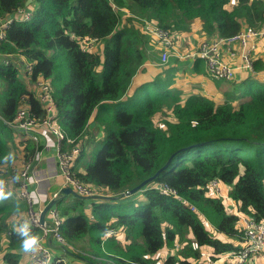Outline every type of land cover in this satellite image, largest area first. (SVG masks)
<instances>
[{"label": "trees", "instance_id": "trees-1", "mask_svg": "<svg viewBox=\"0 0 264 264\" xmlns=\"http://www.w3.org/2000/svg\"><path fill=\"white\" fill-rule=\"evenodd\" d=\"M231 1L0 0L1 20L22 8L32 12L29 20H14L0 40V178L13 193L0 202V261L22 264L13 206L19 202L25 213L27 204L14 178L40 148L10 123L21 108L37 119L46 117L39 80L51 85L54 123L81 148L76 177L95 194L56 206L68 245H84L79 252L58 249L85 264H96L86 254L107 264H194L203 258V248L215 259L243 246L239 217L208 188L214 180L224 192L232 188L229 196L238 212L264 220V83L225 82L242 86L236 94L222 89L224 81L213 80L225 97L221 103L186 94L177 76L206 75L200 57L193 62L172 57L155 77L137 80L146 65L160 63L144 32L146 21L176 35L197 28L205 39L230 37L264 22V0H235L229 8ZM86 38L93 43L84 50ZM262 62L256 61L257 70H264ZM91 122L102 132V147L85 164ZM71 147L64 143L65 149ZM8 152L15 153L14 162L3 161ZM175 152L153 182L125 195ZM34 231L40 236L39 229ZM109 231L117 235L107 236ZM177 244L181 249L161 260L159 252Z\"/></svg>", "mask_w": 264, "mask_h": 264}, {"label": "built area", "instance_id": "built-area-1", "mask_svg": "<svg viewBox=\"0 0 264 264\" xmlns=\"http://www.w3.org/2000/svg\"><path fill=\"white\" fill-rule=\"evenodd\" d=\"M32 12L22 8L18 13L6 20L0 19V40L5 38L6 29L14 20H29ZM144 32L151 36L153 43L159 50L160 64L165 66L169 58L179 60H195L200 57L205 61L207 77L211 80L231 82L239 80L242 76H254L256 55L259 49L264 46V22L258 26H246L241 31L230 37H216L203 40L197 46L188 50L183 49L184 39L182 35H176L170 31L160 28L153 22L146 21L143 25ZM92 41L88 38L83 40L84 50L92 46ZM190 45H192L190 43ZM26 71L32 72V65H26ZM240 81V80H239ZM40 94L39 98L45 106L47 113L44 119H37L28 113L27 108H21L13 122L12 127L21 133L29 136L39 146L36 157L19 169V190L20 196L27 204L25 215L32 220L33 230L39 229V248L30 253L28 264H64L65 261L60 256H55L50 242H55L63 248L69 246L62 234L63 218L58 207H52L46 216L45 222L40 220L42 209H37L36 197L30 178V171L35 162L41 160L43 153L51 149L53 143L56 148L55 163L58 176L61 178L63 187H71L77 194L83 197L94 196V190L82 183L73 169L74 163L81 153V148L75 143V139L66 136L64 130L54 123L52 115L54 112V99L52 88L48 81L39 80L36 84ZM55 140L52 142L51 137ZM64 143L72 145L70 149L64 148ZM228 188L224 192L221 184L214 180L208 188L209 195L223 200L227 204V210L239 217V225L243 232V246L234 252H228L215 259L212 252L207 256L196 261L194 264H247L256 258L264 261V220L257 221L253 217L243 216L238 212L236 204L230 198ZM170 192H172L170 190ZM192 209H195L194 207ZM92 218V216H91ZM117 235V231H109L107 236ZM180 248L176 245L172 251L166 252L167 255L175 254ZM169 249V248H167ZM171 250V249H169ZM0 264H6L0 261ZM163 264V263H162Z\"/></svg>", "mask_w": 264, "mask_h": 264}, {"label": "crops", "instance_id": "crops-1", "mask_svg": "<svg viewBox=\"0 0 264 264\" xmlns=\"http://www.w3.org/2000/svg\"><path fill=\"white\" fill-rule=\"evenodd\" d=\"M190 43L192 45H195L194 41H191ZM256 59L257 60L261 59L263 61L262 63L264 64V46L259 49V52L256 55ZM193 61H191V62H193ZM147 66H151V65L149 64V65H146L145 67H147ZM143 69H145V68H143ZM151 70H155V68H152V69L151 68H147V70H145V72L143 73L144 77H141L140 79H138V83H139V81H143V80L149 79V77H150V75L152 73H154V74L156 73V72H152ZM255 70L257 72L256 75H254V76H242L241 78H239L240 81L236 79L233 82H237L238 84H240V83L244 84V82L246 80H253V81H258L260 83H264V70H257L256 68H255ZM205 71H206V68H205ZM200 77H201V79L202 78H208L207 77V73H206V75H204V76L201 75ZM200 77H197V78H200ZM211 81H213V80H211ZM181 84L182 83L180 82L179 85H181ZM182 87L186 91L190 89V87H184V86H182ZM211 87H213V90H214V88L216 86L214 85V86H211ZM50 140L52 142H54L55 138L52 136L50 138ZM55 153H56V148H55V145L52 143L51 144V149L49 151H45L43 153V156L41 157V160L38 161V162H35L33 164L32 168H31V171H30V178L32 180V186H30V187L34 190V195L36 197V205H35V207L37 209L44 208L48 204V202H50V200L54 196H56V194L62 188H64L62 186L61 178L57 174L58 171H57V167H56V163H55ZM88 161H90V159L87 156V159L85 160L84 163L86 164ZM21 168L22 167H20L19 169H21ZM74 198H76V197L71 196L69 198H66L65 200H67V203H69V205H71L72 203L75 202V200L73 202ZM88 208L89 209L91 208V204L88 205ZM50 245L52 247L54 255L55 256H60L62 259H64V261H65L64 264H85V262L82 259H80V258H78V257H76V256H74L72 254H67L66 250H64V249L60 250L63 247L58 246L55 242H53V241L50 242ZM58 247L60 249H58ZM208 252L210 254L211 250H207V249L204 250V254L208 253ZM22 253H23L22 264H28L29 263V255H30V253H24V252H22ZM258 260L263 261L262 258H256L253 261H258Z\"/></svg>", "mask_w": 264, "mask_h": 264}, {"label": "rangeland", "instance_id": "rangeland-1", "mask_svg": "<svg viewBox=\"0 0 264 264\" xmlns=\"http://www.w3.org/2000/svg\"><path fill=\"white\" fill-rule=\"evenodd\" d=\"M234 3H235V0H232L231 3H230V5L228 7L229 8H232L234 6ZM180 35H182L183 36V39H184V43H183V49L184 50H188V49H190L193 46H197L199 43H201L203 41V39L204 40H208V39H205V37H203L199 33V31L197 30V28H194V31H192V33H189V34H180ZM191 41H194V44L195 45H190V42ZM158 50H159L158 48H156V50H154L156 52L157 56H159V51ZM160 61H161V59H160ZM169 61H170V58H169ZM153 62L154 63H151L150 64L151 66L145 67L146 70H147V68H151V69L152 68H155V70H151V71L152 72H156V73L155 74L152 73L150 75L149 79L155 77L156 74H157V72L159 70H165V67L168 65L167 64L166 66H162L160 63H156V61H153ZM20 72L22 74L24 73V65L23 64H21V66H20ZM141 77H144V74H142L141 76H139L137 78V80L140 79ZM177 80L179 81V83L180 82L182 83L181 84L182 86H184V87H190V89L186 91L181 85H179L180 88H182L183 90H185L186 94H198V95H201V96H208V97L212 98L214 101H216L217 103H221L222 100L223 101L225 100L224 99L225 97H223V95L220 93V91H218V89L216 87L215 88L217 90L215 88L213 90V87H211V86L216 85L217 82L211 81L209 78H202L201 79V77L200 78H197L196 76H193L190 73H188V74L179 73L178 76H177ZM219 84L222 86V89H224L225 91H228L229 90L228 92H230V90H231V91L236 92V94H241V88H242L241 85L232 86V85H228L225 82H219ZM258 84L261 85L259 82H258ZM256 87L257 86H255L254 89ZM250 93H251V91H248L247 92V95L244 97V100H249ZM240 102H241V99L235 101L233 103V105L235 107H238L239 104H240ZM101 133L102 132L100 131V129H98V127L96 126V124H94L93 122H91L90 125H89V127H88V129H87V135H86V139L88 140L86 142V144H88V147H87L88 158L91 161L93 160V157H94L95 152L98 151L100 149V147H102V144H99V136L101 135ZM74 200H75V198L73 199V202H74ZM144 203H145V201H144ZM63 206H65V207L66 206H69V203H67V200L62 201L59 204V207L60 208H62ZM83 246L84 245L81 244V245H77L76 246L77 249L74 248L73 246H70V248H72L74 250H77V251H74L73 250V252H79L80 251V248H82ZM180 249H181V245H180V248L177 251H175V253H177ZM206 249L207 248H205V249L203 248V250H202L203 257H205V256H207L209 254V252L204 254V250H206ZM166 250H167L168 253H169V251H172V250H169L167 248H166ZM166 250L163 249L162 251L159 252L158 256L161 257V260L165 259L166 256H168ZM207 250H211V249H207ZM86 255H88L91 258H93L92 260H94L96 262V264H107V263L104 262V261H107L106 259H103V258H100V257H96L93 254H86ZM220 264H222V263H220ZM247 264H264V261H261V260L251 261L250 263H247Z\"/></svg>", "mask_w": 264, "mask_h": 264}, {"label": "clouds", "instance_id": "clouds-1", "mask_svg": "<svg viewBox=\"0 0 264 264\" xmlns=\"http://www.w3.org/2000/svg\"><path fill=\"white\" fill-rule=\"evenodd\" d=\"M15 153L8 152L4 157L5 163L15 161ZM15 181H19L20 177L16 176ZM13 193L8 190V183L5 179L0 178V202L9 200ZM13 216L15 218L13 223L14 234L20 240V248L24 253H33L39 248L40 238L33 230L32 220L27 217L21 210L19 202L13 206Z\"/></svg>", "mask_w": 264, "mask_h": 264}, {"label": "water", "instance_id": "water-1", "mask_svg": "<svg viewBox=\"0 0 264 264\" xmlns=\"http://www.w3.org/2000/svg\"><path fill=\"white\" fill-rule=\"evenodd\" d=\"M32 0H29V2H31ZM179 153V152H175L166 162V164L160 168V170H158L153 176L145 179L144 181H142L139 185L135 186L134 188H132L131 190L127 191L125 193V195H134L136 193H138L139 191H141L142 188H144L145 186H147L149 183L153 182L155 178H157V176L171 163L172 159L175 157V155ZM82 197L79 194H77L71 187L67 186L62 188L57 194L56 196H54L50 202H48V204L44 207V209L41 212L40 215V220L42 223L45 222L46 216L48 211L52 208V207H56L59 203H61L62 201H64L66 198L69 197Z\"/></svg>", "mask_w": 264, "mask_h": 264}]
</instances>
